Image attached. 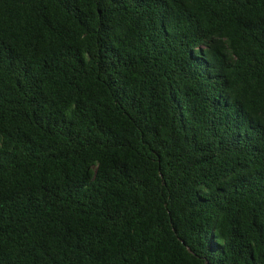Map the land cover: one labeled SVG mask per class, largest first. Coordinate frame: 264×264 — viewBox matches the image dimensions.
<instances>
[{
    "label": "trees",
    "instance_id": "16d2710c",
    "mask_svg": "<svg viewBox=\"0 0 264 264\" xmlns=\"http://www.w3.org/2000/svg\"><path fill=\"white\" fill-rule=\"evenodd\" d=\"M0 264H264V0H0Z\"/></svg>",
    "mask_w": 264,
    "mask_h": 264
}]
</instances>
